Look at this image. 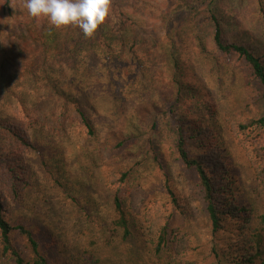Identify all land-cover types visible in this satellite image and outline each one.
Listing matches in <instances>:
<instances>
[{
    "label": "rangeland",
    "instance_id": "1",
    "mask_svg": "<svg viewBox=\"0 0 264 264\" xmlns=\"http://www.w3.org/2000/svg\"><path fill=\"white\" fill-rule=\"evenodd\" d=\"M205 3L112 0L102 31L125 43L114 38L108 49L91 38L73 54L80 29L31 18L23 0L0 16V200L9 225L30 230L49 264H169L176 248L194 264H217L197 177L174 154L175 118L189 129L191 155L222 163L234 181L226 198L246 206L249 226L264 235V127L241 128L264 104L237 56L215 50ZM216 6L224 39L264 62V0ZM49 35L56 45L44 43ZM125 172L116 185L130 219L123 239L111 181ZM225 218L219 235L238 238L246 222ZM166 222L171 243L155 255L150 227ZM11 237L30 259L27 241L16 230ZM0 264H11L1 246Z\"/></svg>",
    "mask_w": 264,
    "mask_h": 264
},
{
    "label": "trees",
    "instance_id": "2",
    "mask_svg": "<svg viewBox=\"0 0 264 264\" xmlns=\"http://www.w3.org/2000/svg\"><path fill=\"white\" fill-rule=\"evenodd\" d=\"M0 16L10 17L12 14L11 0H1ZM198 1V0H196ZM202 3L206 1L205 5L208 9V15L210 22L213 26L212 43L217 52L224 55H235L245 66L251 77L258 84L259 98L264 104V62L262 57H259L251 48L244 44H238L234 42H228L224 39L223 30L221 25V12L220 8L216 6V0H201ZM260 10L264 12V7H260ZM106 25V26H105ZM108 24L100 26L95 36L92 38L93 43H101L106 45L109 49L112 40L117 38L119 43L123 45L125 40L121 35H115L111 30L104 33L102 29H106ZM264 26V21H263ZM40 31H37L34 35L40 36ZM50 37V35L48 36ZM42 38V37H41ZM102 39V40H101ZM51 44L54 43V38L51 36L49 39ZM90 45V39H85L81 30L78 32L77 42L74 44V52L82 51L83 46ZM48 51L50 47L46 48ZM78 117L81 123L88 129H90V123L86 118L83 111L76 109ZM174 126L176 128V138L174 144V154L176 160L186 169L193 170L197 177L198 187L201 194V202L204 205V213L208 224L209 233L212 237L213 244L211 246V253L214 255L217 264H264V235L263 230L258 228H251L250 215L246 206H236L232 204L230 198H226L233 187L234 181L227 176L226 170L219 160L211 159L205 155H191L189 152V129L185 124L174 119ZM264 127V115L257 120H252L241 126L242 129ZM91 134V131L90 133ZM19 137V136H18ZM20 138V137H19ZM21 139V138H20ZM22 140V139H21ZM20 140V141H21ZM128 173H122L118 181L112 179L111 185L114 187L113 193V210L115 213L114 225L118 229L122 230V237L126 239L130 235L129 230V213L124 209V201L121 190L118 184H123L127 181ZM8 191L17 195L16 188H9ZM1 196V192H0ZM169 198L173 206L180 209L181 206L178 203L176 195L169 191ZM246 213L248 216L246 217ZM235 218L244 220L246 223L238 225L235 229L239 232L238 238H233L234 234L229 232V236L221 237V231L224 230L222 223V217ZM225 218V219H226ZM232 227L235 224H231ZM259 225L264 226V215L259 217ZM16 230L18 234L23 237L31 252V258L26 259L19 250L15 247L12 241L11 233ZM169 227L168 223H154L150 227V245L153 247V253L160 255L165 248H168L169 243ZM247 231V232H246ZM220 234V235H219ZM242 235V239H240ZM224 242L226 245L225 250H220L219 242ZM0 246L1 251L5 257L9 259L11 264H49L47 256L41 252L39 243L35 239L33 233L22 225L12 228L6 220V209L3 202L0 200ZM175 248V247H174ZM187 254L184 250L182 254L181 249H177L169 256V264H194L190 260H186ZM88 260V264H97V261L91 258Z\"/></svg>",
    "mask_w": 264,
    "mask_h": 264
},
{
    "label": "clouds",
    "instance_id": "3",
    "mask_svg": "<svg viewBox=\"0 0 264 264\" xmlns=\"http://www.w3.org/2000/svg\"><path fill=\"white\" fill-rule=\"evenodd\" d=\"M112 0H23V7L35 20H46L55 29L68 26L91 39L108 19Z\"/></svg>",
    "mask_w": 264,
    "mask_h": 264
}]
</instances>
